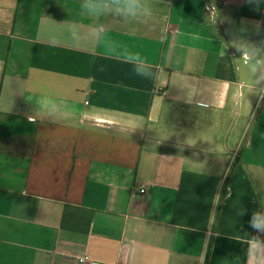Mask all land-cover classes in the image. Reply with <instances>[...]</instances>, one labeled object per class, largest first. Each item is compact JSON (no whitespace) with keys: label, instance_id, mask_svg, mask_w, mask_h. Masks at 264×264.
<instances>
[{"label":"crops","instance_id":"0c3cea01","mask_svg":"<svg viewBox=\"0 0 264 264\" xmlns=\"http://www.w3.org/2000/svg\"><path fill=\"white\" fill-rule=\"evenodd\" d=\"M167 2L163 39L161 23L135 36L113 24L157 66L146 79L98 50L45 41L46 16L79 20L80 0H0V264H258L231 237L256 235L264 99L248 95L223 42L264 21V0ZM39 93L78 111L41 120ZM117 121L136 128L105 130Z\"/></svg>","mask_w":264,"mask_h":264},{"label":"clouds","instance_id":"9594fccd","mask_svg":"<svg viewBox=\"0 0 264 264\" xmlns=\"http://www.w3.org/2000/svg\"><path fill=\"white\" fill-rule=\"evenodd\" d=\"M245 2L258 6L261 0H245ZM162 6H170V4L167 0H80L79 17L81 19L64 20L58 23L46 16L50 19H47L44 24V38L52 47L66 46L75 50H98L107 58L131 65L136 76L154 79L158 74L157 66L139 51H134L124 41L115 37L113 24L122 27L128 35L135 36L142 27L161 23L163 39L167 33V27L163 25L160 17ZM219 19L221 17L218 15L214 25ZM241 23L244 26L229 44L222 41L225 45L224 53L227 47H232L239 53V56H234L233 59L240 60L244 65L248 80V95L254 94L264 99V39L255 41L248 38L251 34L260 35L264 30V21H242ZM35 94L31 93L28 99L32 101ZM35 104L36 115L41 120L48 118L53 124L70 119L78 111L70 97L66 96L54 97L39 93ZM135 128L122 126L117 121L106 126L105 130H114L120 135H130ZM141 190L143 191V188ZM245 213L246 209L241 208L237 214L242 216ZM249 226L256 235L233 234L231 238L241 240L246 245V254L250 258H255L258 264H264V197L259 200V208L252 212Z\"/></svg>","mask_w":264,"mask_h":264},{"label":"built area","instance_id":"2783aa9c","mask_svg":"<svg viewBox=\"0 0 264 264\" xmlns=\"http://www.w3.org/2000/svg\"><path fill=\"white\" fill-rule=\"evenodd\" d=\"M145 191L140 190V193H144ZM78 264H102V263H98L95 262L93 260H91L89 257L84 256V257H80L77 259Z\"/></svg>","mask_w":264,"mask_h":264},{"label":"trees","instance_id":"16d2710c","mask_svg":"<svg viewBox=\"0 0 264 264\" xmlns=\"http://www.w3.org/2000/svg\"><path fill=\"white\" fill-rule=\"evenodd\" d=\"M226 193H227V182H226L225 187L223 189L222 197H224L226 195Z\"/></svg>","mask_w":264,"mask_h":264}]
</instances>
